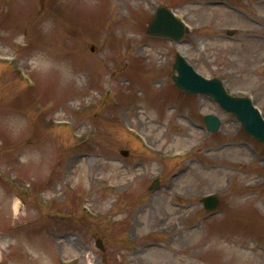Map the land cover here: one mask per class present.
<instances>
[{"label":"rangeland","instance_id":"obj_1","mask_svg":"<svg viewBox=\"0 0 264 264\" xmlns=\"http://www.w3.org/2000/svg\"><path fill=\"white\" fill-rule=\"evenodd\" d=\"M77 1L74 23L62 17L72 0H0V54L11 59L0 61V121L16 112L32 123L16 143L0 127V264H28L21 237L38 238L53 264H89L88 254L91 264H161L153 247L171 251L166 264H264V146L213 100L172 83L178 53L201 76L220 79L228 94L249 97L264 118V0ZM158 7L186 23L180 41L146 35ZM49 58L71 66L68 83L31 70L30 61ZM137 107L158 116L153 133L162 130L163 149L171 150L157 153L139 138L146 130L134 122L143 118ZM206 114L221 121L216 134L206 132ZM185 125L194 135L171 145ZM236 146L250 157L230 151ZM178 148L184 152L176 157ZM34 150L41 159L28 163ZM89 158L96 163L83 177L80 160ZM186 168L184 185L173 176ZM213 169L225 175L219 184ZM155 179L159 186L150 191ZM208 195L219 202L212 212L202 204ZM146 207L150 216L136 218ZM169 207L178 212L171 218L177 230L198 231L193 238L154 228L153 217ZM64 240L84 254L65 251ZM28 253L40 255L31 247Z\"/></svg>","mask_w":264,"mask_h":264},{"label":"water","instance_id":"obj_2","mask_svg":"<svg viewBox=\"0 0 264 264\" xmlns=\"http://www.w3.org/2000/svg\"><path fill=\"white\" fill-rule=\"evenodd\" d=\"M146 33L150 36L167 37L173 41H179L184 34V29L171 13L164 8H159L149 24ZM174 69L177 70L178 75L173 76V81L180 90L191 95H209L217 101L223 109L235 114L237 119L241 122L242 128L248 134L264 144V123L257 117L256 113L252 111L251 105L246 99L230 98L224 92L221 82L216 79L211 82L204 81L179 55H176ZM205 123L210 133L217 132L220 126V122L214 116H206ZM157 185L158 183L154 182L150 189H155ZM211 199L212 198L205 200V207L208 209L215 207V203L210 205L206 204V202ZM97 246L100 249L102 248L100 241H97Z\"/></svg>","mask_w":264,"mask_h":264},{"label":"bare ground","instance_id":"obj_3","mask_svg":"<svg viewBox=\"0 0 264 264\" xmlns=\"http://www.w3.org/2000/svg\"><path fill=\"white\" fill-rule=\"evenodd\" d=\"M72 1L73 2L71 4L72 6L70 7V10H64V12L62 10V14H63L62 17H65V19L72 18L70 20H72L75 23V20L73 19V16H75V14H77V12H78V10L77 11H75V10H76V7L79 5V4H77L79 1H77V0H72ZM142 1L145 2V3L147 2V0H142ZM59 15L61 16V14H59ZM208 45L217 46V43H215V44L211 43V44H208ZM2 54L6 55L8 53H2ZM260 56H263V55H258V59L259 60H263L264 56H263L262 59L259 58ZM37 63H47V62L44 61V60H40ZM244 79H248V80L252 79L251 72H249V71L246 72L244 74ZM203 108H205V107L202 104V109ZM137 109H139L138 113L142 114L143 118H141L140 120H134V122L136 121L137 123H140L141 124L140 127H142V126L145 127L146 137H145V139H144V137H142L144 142L147 145H150V146L154 147L155 151L157 153L158 152L161 153L163 150L167 151L169 148L163 149V146H165L167 144L165 142H162L161 141L162 140V136H159V134L163 135L164 132L161 130L160 133L157 134V135L155 134V132L153 133L154 127H156L155 123H156V119H158V116L148 117V116H146V113L143 111V109H141L140 107H137L136 110ZM185 130H187L186 133L184 135L178 136L177 140L173 141L172 142L173 144H171V145L182 144V142H185V140H186V143H188V141L190 140L191 136L194 135V133H195L194 130L195 129L189 128L187 125H185ZM181 149H183V148L174 149L172 151L179 152ZM169 150H171V149H169ZM230 151H234L237 154L245 156L246 158L250 157L248 150L242 148L241 146H236L235 149H230ZM219 153H221V152L218 151V154ZM25 161H26V159H25ZM27 161L29 163L30 160H27ZM88 163H90L92 166H94L96 161L93 158L81 159L80 160V164L81 165L79 166V168H82V171H84V173L81 172V175L83 177H86L85 168L87 167ZM189 172H190V168H186V169H183V171L181 173H178L177 175H174L173 177H174L175 181H179L182 184L187 185L188 184V179L191 176V174H189ZM115 176L117 178V181L120 183L119 185H122L125 182L124 176H119V175H115ZM210 177H211V179L213 180L214 183L219 184L220 181L224 180L225 175L222 174L221 170L213 169V170H210ZM184 185H182V186L185 187ZM19 204H20V201H19V199L16 198L14 203H13V205H12V209H13V212H14L15 215H17L18 212H19ZM183 209L187 210L188 207H183ZM166 211H167L166 213H159V217H153V226H154V228H159V227L163 226L164 230L171 229V231L176 233L175 235H178V236H181L183 233H186L185 237L187 239L193 238L195 236V234L198 233V231H196V229L192 230V228L188 232H183V233L181 231L177 230L176 229L177 226H175L174 220L171 219V218L172 217L178 218V214H177L178 212L177 211H173L170 207H169V210L166 209ZM150 212L151 211H148L147 207H146V210H144V208H142L141 211H138L136 213V218H142V216H143V219H144V216H147V214H148V216H150ZM155 221L157 222L156 224L154 223ZM138 225L140 226V223H138ZM172 236H174V235H172ZM174 237H176V236H174ZM61 246L65 249V251H68L67 248H71V249H69L70 251L71 250H75V251L78 250V248H75L76 243L73 244L72 242L66 241V240L61 242ZM0 248H1V246H0ZM149 251L152 253L151 255L153 257H158V259L160 260L161 264H166L167 261L172 260V258H173V254L171 255V253H169L170 250L169 251L168 250H164L163 251L161 249H158L157 247L156 248L153 247V248L149 249ZM165 251H168V252H165ZM83 254L84 253H83V251L81 249L77 251V255L78 256L79 255H83ZM138 254H139V252L137 250H135V251H133L132 257L136 258V256ZM86 258L88 259L89 264H91L92 263L91 255L90 254H88V256L86 255ZM246 258H247V256H245V258H243V259H246ZM174 259H175V257H174ZM238 259L241 260L240 258H238ZM162 260L164 262H162ZM137 261H140V260H137ZM175 261H176V264H187V262L184 261V260H182V261L181 260H175ZM149 263L152 264L153 262L152 263L149 262Z\"/></svg>","mask_w":264,"mask_h":264},{"label":"clouds","instance_id":"obj_4","mask_svg":"<svg viewBox=\"0 0 264 264\" xmlns=\"http://www.w3.org/2000/svg\"><path fill=\"white\" fill-rule=\"evenodd\" d=\"M52 25L45 26L44 31L50 32ZM30 68L33 72L42 77H47L52 73L59 76L62 83H68L72 76L71 66L67 63H60L49 58L47 63H33L30 61ZM4 98L6 101H10L12 98L11 92L7 85L4 87ZM0 127L3 128L8 139L13 142L23 141L31 131L32 123L29 116L26 114H20L16 112H10L0 121ZM29 160L33 162H39L41 159V153L39 151H32L28 154ZM27 162V161H25ZM25 244L27 247H25ZM25 256L28 258V264H53L52 257L44 248L38 238H26L21 237V243L18 245ZM31 247L40 253L39 256H31L28 253V248Z\"/></svg>","mask_w":264,"mask_h":264}]
</instances>
